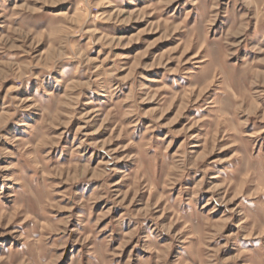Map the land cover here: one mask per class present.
Listing matches in <instances>:
<instances>
[{
	"label": "clouds",
	"instance_id": "clouds-1",
	"mask_svg": "<svg viewBox=\"0 0 264 264\" xmlns=\"http://www.w3.org/2000/svg\"><path fill=\"white\" fill-rule=\"evenodd\" d=\"M0 264H264V0H0Z\"/></svg>",
	"mask_w": 264,
	"mask_h": 264
},
{
	"label": "rangeland",
	"instance_id": "rangeland-1",
	"mask_svg": "<svg viewBox=\"0 0 264 264\" xmlns=\"http://www.w3.org/2000/svg\"><path fill=\"white\" fill-rule=\"evenodd\" d=\"M141 6H143V4H141ZM178 14H179V12H178ZM145 27H146V24L137 23L134 26H130L128 28H121L120 30H118L116 32H109V35L120 36L122 38L123 37L131 38L132 36H135L137 34V32L142 31ZM158 35H159V33L145 34L141 38L140 44L134 43L131 48L122 50L123 54H128V55H133V56L139 54L147 46L145 43H143V41L147 40V41L151 42L152 40H155ZM178 44H179V40H167V41L159 42L158 44H156V46L153 49L150 50L149 57L146 58V61L150 62L151 57H154L156 55H161L164 52L168 51L169 49L177 47ZM188 95H189V93L185 92V96H188ZM180 107H183V105H180ZM177 111H179V108H174L173 112H170L168 114V118L174 117V115ZM183 123H184V121H181V123L176 125V126L180 127V126H182ZM127 251L128 250H126V252Z\"/></svg>",
	"mask_w": 264,
	"mask_h": 264
}]
</instances>
